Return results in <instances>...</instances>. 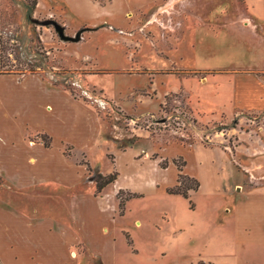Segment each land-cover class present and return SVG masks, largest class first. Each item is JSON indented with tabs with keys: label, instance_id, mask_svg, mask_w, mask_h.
<instances>
[{
	"label": "rangeland",
	"instance_id": "374dc122",
	"mask_svg": "<svg viewBox=\"0 0 264 264\" xmlns=\"http://www.w3.org/2000/svg\"><path fill=\"white\" fill-rule=\"evenodd\" d=\"M244 5L0 0L5 70L39 77L101 123L92 146L62 142L68 161L87 169L82 184L69 192L22 190L0 170V208L74 222L72 198L92 192L109 205L117 264H264V244H239L234 233L235 205L247 192L264 191V110L230 105L243 84L257 94L262 82L251 79L261 72L198 54L221 32L242 31ZM217 8L232 13V26L212 20ZM25 135L43 144L49 134ZM182 165L200 182L188 198L167 191ZM114 172L118 180L98 193L96 175ZM70 253L79 264H104L89 246Z\"/></svg>",
	"mask_w": 264,
	"mask_h": 264
},
{
	"label": "crops",
	"instance_id": "0c3cea01",
	"mask_svg": "<svg viewBox=\"0 0 264 264\" xmlns=\"http://www.w3.org/2000/svg\"><path fill=\"white\" fill-rule=\"evenodd\" d=\"M244 2L239 12L242 31L221 32L215 43L205 52L198 49V54L229 63L237 59L246 69L261 72L251 79L262 82L257 94L251 93L252 83L243 84V94L238 99L233 97L230 105L237 102L244 109L264 110V0ZM224 11L217 8L212 20L220 19L224 27L232 26V13ZM69 98L49 89L35 75L0 74V170L20 189L53 187L69 192L82 184L87 169L68 161L62 142L79 148L92 146L99 137L101 123L93 111ZM27 129L48 133L54 139L53 146L46 148L41 142L28 141ZM247 193L235 205L236 242L264 244V191ZM72 202L78 216L74 222L40 217L30 209L0 208V264H79L70 251L88 246L100 254L104 264H117L115 235L108 232L107 226L113 219H106L111 214L109 205L92 192L73 197Z\"/></svg>",
	"mask_w": 264,
	"mask_h": 264
},
{
	"label": "trees",
	"instance_id": "16d2710c",
	"mask_svg": "<svg viewBox=\"0 0 264 264\" xmlns=\"http://www.w3.org/2000/svg\"><path fill=\"white\" fill-rule=\"evenodd\" d=\"M31 14H32V11L29 10L28 15L30 16ZM0 43H1L0 74H10V71L5 70L6 64H5L4 59H3L4 42L2 39L0 40ZM42 142H44L43 144L45 145L46 148H50L52 138L49 135H44ZM160 167L162 169H166L167 164L166 163L161 164ZM182 167H183V165L180 166V168H179L180 173L178 176V184L174 188L168 189L167 191L169 194L180 195V196H183L185 198H188L190 192L199 190L200 182L196 178L184 174ZM117 180H118V173L117 172H114V173L107 175V176L102 175L101 173H98L96 175L97 192L98 193L102 192L106 187H108L111 184H114ZM121 193L122 192H119L118 196Z\"/></svg>",
	"mask_w": 264,
	"mask_h": 264
},
{
	"label": "water",
	"instance_id": "95a60500",
	"mask_svg": "<svg viewBox=\"0 0 264 264\" xmlns=\"http://www.w3.org/2000/svg\"><path fill=\"white\" fill-rule=\"evenodd\" d=\"M55 26H56V29L59 31L60 36H61L63 39L68 38V37L65 35V33H64L65 29H64L63 27H61L60 25H57L56 23H55ZM78 37H79V36H78ZM71 40H79V38H78V39H73V38H71Z\"/></svg>",
	"mask_w": 264,
	"mask_h": 264
}]
</instances>
